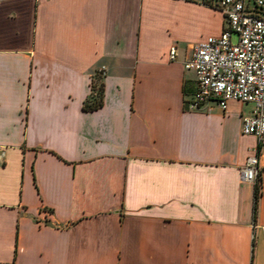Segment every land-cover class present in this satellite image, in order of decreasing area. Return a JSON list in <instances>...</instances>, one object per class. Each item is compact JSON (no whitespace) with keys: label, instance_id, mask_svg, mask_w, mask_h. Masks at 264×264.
Instances as JSON below:
<instances>
[{"label":"crops","instance_id":"crops-1","mask_svg":"<svg viewBox=\"0 0 264 264\" xmlns=\"http://www.w3.org/2000/svg\"><path fill=\"white\" fill-rule=\"evenodd\" d=\"M224 27L204 0H0V264H264L250 106L186 104Z\"/></svg>","mask_w":264,"mask_h":264},{"label":"built area","instance_id":"built-area-1","mask_svg":"<svg viewBox=\"0 0 264 264\" xmlns=\"http://www.w3.org/2000/svg\"><path fill=\"white\" fill-rule=\"evenodd\" d=\"M224 14L219 36L195 44L185 68L196 73L194 96L189 109L209 101L225 110L231 100L250 106L242 116V133L253 135L258 145L241 168L242 179L258 184L261 177L259 152L264 143V0H204ZM177 57V47L169 51Z\"/></svg>","mask_w":264,"mask_h":264},{"label":"trees","instance_id":"trees-1","mask_svg":"<svg viewBox=\"0 0 264 264\" xmlns=\"http://www.w3.org/2000/svg\"><path fill=\"white\" fill-rule=\"evenodd\" d=\"M102 91H103V86L101 85V86H99V89H98L100 99L97 102L93 103V104H87L85 106L86 109H92L93 110V109L99 108L102 105V97H103ZM255 196H256V199H258V196H259V187H258V185L256 187Z\"/></svg>","mask_w":264,"mask_h":264}]
</instances>
